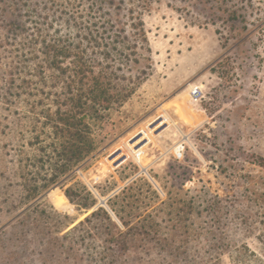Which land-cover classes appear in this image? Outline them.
<instances>
[{"label":"rangeland","instance_id":"rangeland-1","mask_svg":"<svg viewBox=\"0 0 264 264\" xmlns=\"http://www.w3.org/2000/svg\"><path fill=\"white\" fill-rule=\"evenodd\" d=\"M29 6L59 8L0 0V264H116L119 248V264H264V0H115L125 23L141 9L150 61L132 71L149 75L92 124L98 148L73 179L36 197L40 153L2 45Z\"/></svg>","mask_w":264,"mask_h":264},{"label":"trees","instance_id":"trees-1","mask_svg":"<svg viewBox=\"0 0 264 264\" xmlns=\"http://www.w3.org/2000/svg\"><path fill=\"white\" fill-rule=\"evenodd\" d=\"M88 1L86 9L66 0L62 4L53 0L59 7L56 9L29 6L8 21L2 31L3 47L11 46L9 81L16 98L28 110L40 153L35 179L45 183L32 187L34 197L63 178L73 179L75 169L98 148L92 124L106 120L113 109L123 106L149 75L139 69L136 77L132 71L144 60L150 61L141 9H129L125 23L115 0ZM6 16L8 19L9 13ZM128 72L132 74L127 76ZM87 195L92 197L91 192ZM66 196L71 203L75 196L79 198L71 189H67ZM92 201L91 206L97 202L94 198ZM98 211L113 223L104 209ZM124 234L119 230L112 238ZM127 251L119 248L110 258L119 264ZM187 254L178 252L173 258L176 262Z\"/></svg>","mask_w":264,"mask_h":264},{"label":"built area","instance_id":"built-area-1","mask_svg":"<svg viewBox=\"0 0 264 264\" xmlns=\"http://www.w3.org/2000/svg\"><path fill=\"white\" fill-rule=\"evenodd\" d=\"M198 93H199L198 89H196V90L193 91V94L194 95H197ZM178 152H180V151H178Z\"/></svg>","mask_w":264,"mask_h":264}]
</instances>
